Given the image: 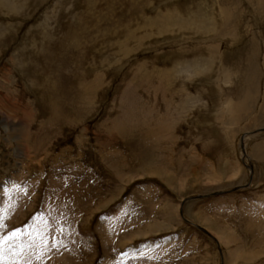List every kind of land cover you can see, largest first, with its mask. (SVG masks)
Segmentation results:
<instances>
[{"label": "rangeland", "instance_id": "obj_1", "mask_svg": "<svg viewBox=\"0 0 264 264\" xmlns=\"http://www.w3.org/2000/svg\"><path fill=\"white\" fill-rule=\"evenodd\" d=\"M0 264H264V0H0Z\"/></svg>", "mask_w": 264, "mask_h": 264}, {"label": "water", "instance_id": "obj_2", "mask_svg": "<svg viewBox=\"0 0 264 264\" xmlns=\"http://www.w3.org/2000/svg\"><path fill=\"white\" fill-rule=\"evenodd\" d=\"M242 151H243V155L247 158V156H246V151H245V149H244V147L242 146ZM226 193H228V192H221V193H216L215 195H212V197H220V196H222V195H226ZM206 198V197H205ZM187 202V201H186ZM183 208H184V203L182 204V211H181V214L184 216V211H183ZM199 229H201V231H203L204 233H206L205 231H204V229H202V228H199ZM208 236H210L209 235V233H206ZM211 238H212V236H210ZM213 239V238H212ZM218 243V242H217ZM218 245H219V243H218Z\"/></svg>", "mask_w": 264, "mask_h": 264}, {"label": "bare ground", "instance_id": "obj_3", "mask_svg": "<svg viewBox=\"0 0 264 264\" xmlns=\"http://www.w3.org/2000/svg\"><path fill=\"white\" fill-rule=\"evenodd\" d=\"M243 142H245V141L243 140ZM250 166H251V165H250ZM252 169L254 170V167H253V168L251 167V170H252ZM253 170L251 171V172H252V178H253V174H254V171H253ZM181 211H182V206H181ZM183 211H184V210H183ZM204 231H205L206 233H209V231H207V230H205V229H204ZM210 233H211V232H210ZM210 233H209V235L212 236ZM212 238L215 239L214 236H212ZM215 241L218 242V240H216V239H215ZM218 243H219V242H218ZM222 263H223V262H222Z\"/></svg>", "mask_w": 264, "mask_h": 264}]
</instances>
